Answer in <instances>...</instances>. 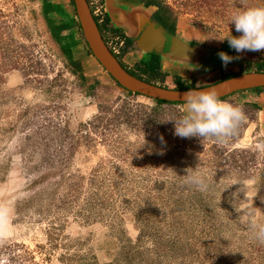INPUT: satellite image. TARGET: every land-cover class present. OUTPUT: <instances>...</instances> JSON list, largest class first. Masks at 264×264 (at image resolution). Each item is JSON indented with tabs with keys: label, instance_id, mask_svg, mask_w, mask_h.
Wrapping results in <instances>:
<instances>
[{
	"label": "rangeland",
	"instance_id": "1",
	"mask_svg": "<svg viewBox=\"0 0 264 264\" xmlns=\"http://www.w3.org/2000/svg\"><path fill=\"white\" fill-rule=\"evenodd\" d=\"M162 1L173 19L164 31L197 28L215 42L240 35L229 24L234 12L264 5ZM86 2L100 9V0ZM73 16L71 0H0L4 51L14 58L21 43L18 63L34 66L25 74L0 68V264H264V244L243 222L246 214L264 222V87L221 99L245 114L226 143L175 136L167 120L180 118L183 102L156 103L116 86L87 54ZM100 18L101 36L116 42ZM255 53L238 59L237 70H264V50ZM114 99L113 107L125 100L141 119L108 130L79 124ZM196 174L206 190L187 182Z\"/></svg>",
	"mask_w": 264,
	"mask_h": 264
},
{
	"label": "crops",
	"instance_id": "2",
	"mask_svg": "<svg viewBox=\"0 0 264 264\" xmlns=\"http://www.w3.org/2000/svg\"><path fill=\"white\" fill-rule=\"evenodd\" d=\"M100 7L102 18L105 20L104 27L110 26L112 31L117 30L123 35H136L138 40L144 38V43L141 45H149V48L144 47V49L128 48L125 51L129 53V60H125L126 66H134L142 73L145 71L141 70V66L147 67L150 61L157 59V69L164 74L161 82L171 84L167 86L177 88L188 83L192 87L198 86L220 79L223 71L231 75L239 71L238 60L229 63L226 68L222 66V61L218 57L221 51L204 54L189 47V43L192 42L203 49L220 46L221 41L208 39L207 37L210 36L197 28L176 26L172 31L176 34L175 38L169 39L170 37L164 34L165 38L159 39L155 32L159 22L152 18L155 10V5L152 3H145L144 0H100ZM225 53L229 56H237L232 51Z\"/></svg>",
	"mask_w": 264,
	"mask_h": 264
},
{
	"label": "clouds",
	"instance_id": "3",
	"mask_svg": "<svg viewBox=\"0 0 264 264\" xmlns=\"http://www.w3.org/2000/svg\"><path fill=\"white\" fill-rule=\"evenodd\" d=\"M229 24H234L236 32L240 35L237 37L230 33L219 38L221 42L226 39L229 47L237 53L264 50V5L249 6L234 12L230 16ZM218 57L225 68L229 63L241 58L229 56L225 52H219ZM186 59L188 60V57ZM179 95L183 101L182 115L178 119L167 120L174 123L175 136L211 138L224 144L235 135L236 130L245 120L242 108L221 100L215 89H192ZM159 138L162 144L166 143L162 135ZM187 182L194 184L201 191L207 188L206 178L200 174L190 176ZM237 182L242 184L240 181ZM244 211L247 213V210ZM247 215L243 222L248 223L253 238L258 243L264 244V222L249 221Z\"/></svg>",
	"mask_w": 264,
	"mask_h": 264
},
{
	"label": "water",
	"instance_id": "4",
	"mask_svg": "<svg viewBox=\"0 0 264 264\" xmlns=\"http://www.w3.org/2000/svg\"><path fill=\"white\" fill-rule=\"evenodd\" d=\"M71 2L74 16L79 26V33L81 35V39L84 40L87 49L90 52L87 54H90L92 57H94V60L109 75L115 85L126 92H136L152 99L154 98L163 99L167 101L183 102L179 94H183L192 89H215L218 92L219 97H222L238 90L253 88L257 86L264 87V70L238 71L232 75L217 79L206 84L193 87L183 86L182 88H175L163 84H158L156 82L147 81L143 78L133 75L121 65L115 55L112 54V52L104 43L100 32L98 31L97 26L94 22V19L92 18V15L89 12L86 0H71ZM155 32L157 33L159 39L165 38L164 34H167V36L170 37L169 39L175 38L176 36V34H173L172 32L164 31L160 23L155 27ZM126 36H134V39L126 47L125 51L128 48H149L148 44H144L146 46L141 45V43H144V38H140V40H138L136 35ZM189 47L195 51H202V53L204 52V54H206L207 52L211 53L212 51L215 53L217 51H221L220 46H209L204 47L203 49L199 45L193 44V42L189 43ZM155 48L157 47L155 46ZM232 52L237 55V52Z\"/></svg>",
	"mask_w": 264,
	"mask_h": 264
},
{
	"label": "trees",
	"instance_id": "5",
	"mask_svg": "<svg viewBox=\"0 0 264 264\" xmlns=\"http://www.w3.org/2000/svg\"><path fill=\"white\" fill-rule=\"evenodd\" d=\"M144 2L145 3H152L153 5H155V10H154V14H152V18L154 20H156L157 22H159L162 26H165V19H169L171 21L173 20L172 17H170L171 7L167 3L163 2L162 0H144ZM43 11H42L43 22L48 24V30L50 31V36H53L56 39V36H58L57 31H56L57 26L49 23V20L44 17ZM92 18L94 19V22L97 26L98 31L101 32L100 31L101 27L97 23V21L95 20V17L93 15H92ZM70 21L72 24H74L75 29L79 32V26L77 24L75 16H73L70 19ZM103 22H105V20H103V18H102V23ZM169 26H170L169 30H171L172 24L170 23ZM63 27L65 30L68 31L69 30V23L64 22ZM113 32L116 33L117 38L120 39L121 42H120L119 47H118V52L117 53H113L112 51L111 52H112V54L115 55V57L118 59V61L121 63V65L129 73L136 75L140 78H143L147 81L155 82V79H157L159 81L163 80V76H164L163 72H161L157 69V59L154 60L153 62L150 61L147 64V67L141 66V70L145 71V73L148 74V77L141 76L138 73H136L135 71L129 69L126 66V64L123 62L122 59H124L126 61L129 60V53H127V52L125 53V49L132 42V40L134 39V36L123 35L122 33L118 32L117 30H114ZM100 35H101V33H100ZM232 35L235 36L234 34H232ZM2 38H3V35L2 36L0 35V60H1V62H0L1 67L0 68H2V70L15 67V68H20L25 74L27 67H30V68L34 67V66H31L29 62H27L25 65L18 63L17 57H20L21 55L26 54V52L22 53V51L24 50L22 47L24 45H22L21 43H17L16 54H15L14 58H10V55L6 54V52L4 51L5 50V47H4L5 44H4V42H2ZM102 39L105 42L103 37H102ZM82 41L84 43L86 52L90 53L89 50L87 49V46H86L83 39H82ZM220 49H221V51H224V52L235 51L234 49L229 47L228 41L226 39L220 43ZM237 54L240 57H247V58H252V57L256 56V53L253 51H245L243 53H237ZM36 62H39V61L37 60ZM72 63L74 65V67L72 68V71L74 73H76V75H75L77 77L76 79H80V80L83 79V75L79 71L78 64L76 62H72ZM256 70H260V69H256ZM221 73H222V75L220 78L231 75V73H224V71ZM55 81H56V83H60L63 81V78H61L59 80H55ZM90 85H93V84H90ZM184 86H191V84L188 83ZM177 88H182V86H177ZM261 88H262V86H257V87L248 88V89L259 90ZM80 90H82V88ZM238 91H240V90H238ZM127 93L138 94L136 92H130V91H127ZM223 98H224V96L220 97V99H223ZM153 100L156 103H182V102H177V101H167V100H163V99H154V98H153ZM114 103H116L115 99L112 101L111 104L98 103L97 110L94 113V115L88 121L79 122V124L84 126V127H86V126L88 127V125H90L93 130H96L99 126L103 130L104 129L108 130L110 127H118L121 124H125L127 126H132L133 123H135L134 121H138L139 119H141V116H138L141 113L136 111V110H132L131 107L129 105H127V102L125 100H122V102L116 107H113ZM57 207H59V206H55V208H57ZM50 208L51 207L47 206L46 210L50 211ZM53 211L54 210L50 211V213H53ZM50 227H52L54 229V223L53 222L50 224ZM47 240H49V242H51L52 240H55V238L50 236V235H47ZM54 243H55L54 241H53V243L51 242L52 245H55ZM67 255L68 254H66V256ZM64 257H65L64 255H61L60 260L67 262V260H65Z\"/></svg>",
	"mask_w": 264,
	"mask_h": 264
},
{
	"label": "built area",
	"instance_id": "6",
	"mask_svg": "<svg viewBox=\"0 0 264 264\" xmlns=\"http://www.w3.org/2000/svg\"><path fill=\"white\" fill-rule=\"evenodd\" d=\"M99 7H100V5H99ZM95 10H96V8L95 9H90L89 8V12H90L91 15H93L95 17L98 14V17H95V20L97 21V20H100L101 19L100 17L102 16L101 7H100L99 10H97V12H95ZM120 42H121V40L118 39L117 36H116V42L110 43V40L109 41L105 40L104 43L106 44L108 49H110V51H112L113 53H117Z\"/></svg>",
	"mask_w": 264,
	"mask_h": 264
},
{
	"label": "bare ground",
	"instance_id": "7",
	"mask_svg": "<svg viewBox=\"0 0 264 264\" xmlns=\"http://www.w3.org/2000/svg\"><path fill=\"white\" fill-rule=\"evenodd\" d=\"M244 90H247V89H244Z\"/></svg>",
	"mask_w": 264,
	"mask_h": 264
}]
</instances>
